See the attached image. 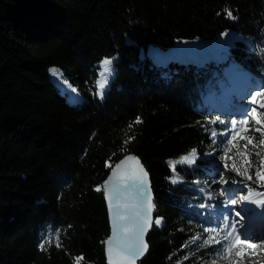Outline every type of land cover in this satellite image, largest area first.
I'll use <instances>...</instances> for the list:
<instances>
[{
    "label": "trees",
    "instance_id": "1",
    "mask_svg": "<svg viewBox=\"0 0 264 264\" xmlns=\"http://www.w3.org/2000/svg\"><path fill=\"white\" fill-rule=\"evenodd\" d=\"M223 38L220 56L207 54L201 64L158 68L146 53ZM105 58L114 60L101 99ZM232 66L238 78L228 82L223 72ZM53 68L78 101L51 78ZM221 84L234 96L231 104L248 85L264 89V0H0V264H106L103 185L128 153L150 176L161 220L139 264L254 255L247 246L226 257L222 251L229 204L220 190L238 189L234 198L242 191L221 186L220 172L253 190L261 134L250 124L241 136L252 145L232 140L240 113L210 109L204 100ZM193 149L205 165L180 166ZM218 161L222 168L210 166ZM249 161L252 180L224 169L227 163L244 171ZM200 180L217 189L212 202L194 186ZM250 238L264 244V234Z\"/></svg>",
    "mask_w": 264,
    "mask_h": 264
},
{
    "label": "snow or ice",
    "instance_id": "2",
    "mask_svg": "<svg viewBox=\"0 0 264 264\" xmlns=\"http://www.w3.org/2000/svg\"><path fill=\"white\" fill-rule=\"evenodd\" d=\"M228 17L231 19H235V17L232 16V13L229 11L227 13ZM114 58H105L101 61V64L103 66V73L105 74V80L104 82L99 84V89L101 92H98L97 95L102 99L103 98V89L105 88V84L108 82L110 78V74L112 72L111 65L113 64ZM55 75V73H53ZM77 90L75 88L72 89V92H76ZM256 96H262L264 97V91H259L255 95L251 97V102L253 104H256ZM74 102L78 101L79 97L74 96L70 97ZM260 108H264V103H261L259 105ZM137 123H140L139 119L136 121ZM217 121H213V123H216ZM222 122V121H220ZM250 122H254L255 125H261L264 126V113H260L257 111L256 107H252L250 111H246L244 118H242V121L239 122V130L235 131V134L232 135V140H236L237 137L240 139H247V145H245V148H247L248 145L253 144V139L241 136V132H248L252 130ZM232 130H235L237 128V121L233 120L231 125ZM255 132H259L261 134V138L259 139V145H264V127H256L254 128ZM213 136L216 134L213 133ZM230 143V142H229ZM211 155V153H209ZM134 158L132 156L127 157V161H132ZM196 159V150L193 149L191 154L186 155L183 157V159L180 161V163H187L192 164L194 160ZM222 159H229L227 156V153L222 157ZM127 161H122L120 164L116 165V169H120L124 163ZM135 164L137 165L136 168L130 169L128 171V174L120 177L121 180L124 181V183H116L113 184L110 191L118 195L121 193V190L123 188H127L130 192L134 193L135 195V201L133 204V211L127 212V211H117L116 213V220L119 223L120 228V234H116V224L113 225V238H111L107 243L109 245L107 249V255L109 258V264H135V260L143 256L145 251L147 250V244L145 243L143 237L144 234L148 231L150 227V220H151V212L153 211V203H152V197L151 193L147 190L145 179L147 177V172L144 171L143 167H140L139 160H135ZM251 166V162L249 161L246 165L244 171H240L235 166L229 167L227 163L224 165V169L228 172L235 171L238 176L244 177L246 180H252V177L248 175V167ZM170 167H175L174 165H170ZM261 168L264 169V160L261 161ZM116 176L115 170L113 171V177ZM257 180L261 183H264V171H257L256 172ZM112 178L110 177L109 180ZM130 182V183H129ZM219 183L223 184H229L234 183L237 184L239 182L232 180L231 177L225 178V171L220 172V180ZM172 183H176V180H173ZM109 182H105V189H108ZM244 187H247V185H244ZM238 189H229L224 188L220 190V195L225 198V207L230 205H238L242 204L243 202H248L250 204L256 205L258 208H264V192H253L252 189H249L247 195H241L239 198V201L235 199L233 196L230 195V193H233L237 191ZM96 191H100L99 188L96 189ZM200 192H204L203 188L199 189ZM209 199H212L211 192L208 193ZM111 207V204L109 205ZM202 207L204 205H201ZM123 207H127L126 205ZM233 211H235L233 209ZM235 216L240 217L239 220H235L232 218L230 213H226L222 220H223V227L220 229L228 230L227 234L224 236V241L226 243L223 245L222 251L225 254V257L227 254H231L233 249L239 246L240 248H244L247 246L249 249H255L258 247L257 244L250 242V237L245 236L242 232L239 231V228L244 227V220L245 217L241 216V213L239 211L235 212ZM161 223L160 219L155 220V224L159 226ZM230 229V230H229ZM213 231H217L216 229H213ZM219 234V232H217ZM211 242V239L205 240V244H209ZM41 248L44 247V244L42 243ZM213 264H215V260L213 261Z\"/></svg>",
    "mask_w": 264,
    "mask_h": 264
},
{
    "label": "rangeland",
    "instance_id": "3",
    "mask_svg": "<svg viewBox=\"0 0 264 264\" xmlns=\"http://www.w3.org/2000/svg\"><path fill=\"white\" fill-rule=\"evenodd\" d=\"M229 37V35L227 36ZM225 38L220 40H207V41H188V40H182L177 43V49L174 51L168 50V51H160L157 49H154L152 47H149L146 51L147 55H149L153 61V63L158 68H165L167 67L171 61H178V62H184L187 63V61H190L194 64H201L204 62V58H207V54L213 55L215 58L220 56L219 53H217L219 50H223L224 47V41ZM111 67V66H110ZM55 73V75L53 74ZM224 76H226L228 82H232L238 78V72L235 70V68L232 66L228 70H224L223 72ZM51 78L57 82V84L65 88L69 91V97L72 96V90L68 88L67 85H61L58 81V72L53 68L50 70ZM101 82H104L105 80V74L103 73V69L101 71ZM112 72L110 74V78L108 80V83L111 79ZM59 82V83H58ZM228 86L220 85L218 91L211 92L207 94L204 97V100L209 104L210 109H218V110H229V111H236L237 113H240L241 118H244L245 112L250 111V109L255 105L251 102V97L255 95L259 91H264L263 88H258L255 85H248L246 89L239 90L237 92V97L235 98V102L231 104V102L234 100V96L231 94L230 90L228 89ZM104 90V89H103ZM102 90V91H103ZM71 99V98H70ZM79 100V99H78ZM71 101H73L71 99ZM246 102H249L246 103ZM246 103V104H245ZM261 103H264V97L262 96H256V104L257 107ZM248 104V105H247ZM261 109V108H260ZM250 124L253 125V130L256 128L254 126V122H250ZM232 125V124H231ZM239 127L234 131H238ZM259 135V134H258ZM256 157L254 160L253 168L255 170V180L256 183L254 184L253 192L259 191L264 192V183H261L257 180L256 172L259 170L261 171V161L264 160V145H257L256 148ZM183 159V158H182ZM181 159V160H182ZM207 159L205 157L197 158L194 160L192 164L187 163H180V166L187 167V168H198L199 166H204ZM220 163H214L211 162V165H214L216 167H220ZM245 184V183H244ZM243 185H240L236 187L234 184H223L221 183V186H230V188H239L240 191H242L241 195H247V187H244ZM195 187L200 189L201 187H204V192H199V194L207 201L212 202V199L216 196H218L217 189L213 187L212 185H208L205 181H198L194 184ZM211 192L212 199H209L208 193ZM240 196L238 194L236 195V198L239 201ZM233 209L235 211H233ZM251 212L249 213V211ZM239 211L241 213V216L245 217L244 220V227L238 229L240 232H242L245 236H259L260 234H264V208H258L254 204H250L248 202H243L242 204L238 205H228L226 209V213H230L232 218L235 220H239L240 217L235 216V212ZM224 213L223 215H225ZM259 213V214H258ZM256 217L258 218L257 221ZM230 230V229H229ZM254 230L256 233L254 234ZM198 241V239L196 240ZM260 246V247H259ZM257 248L260 251V254L256 253ZM256 249H253L252 252H254V255H246V251L238 250L234 253V255H229L228 259L225 262H221L219 260H215V264H264V244L258 245ZM235 249V248H234ZM213 264V263H212Z\"/></svg>",
    "mask_w": 264,
    "mask_h": 264
},
{
    "label": "water",
    "instance_id": "4",
    "mask_svg": "<svg viewBox=\"0 0 264 264\" xmlns=\"http://www.w3.org/2000/svg\"><path fill=\"white\" fill-rule=\"evenodd\" d=\"M105 93V90L103 91V95ZM128 156H132L134 159L132 161H127V157ZM139 160L140 162V167H143L144 171H146L145 167L143 166L141 160L134 154L132 153H128L125 154L117 163L120 164L122 161H127L126 163H124L122 165V167L120 169H116V165L110 170L108 176L105 179V182L108 181L109 182V187L108 189H105V182L103 185V196H104V200H105V204H106V210H107V217H108V223H109V235L105 241L104 244V252H105V260H106V264H109V258L107 255V249L109 247L108 245V241L113 238V225L116 224V234L119 235L120 234V228H119V223L116 220V213L117 211H127V212H131L133 211V204L135 201V195L134 193L130 192L127 188H123L121 190V193L118 195L113 194L110 189L112 187L113 184L116 183H124L123 180L120 179V177H123L125 175L128 174V171L130 169L136 168L137 165L135 164V160ZM115 170L116 172V176L113 177V171ZM112 178L111 180H109V178ZM130 183V182H129ZM145 184L147 187V190L151 193V197H152V203L154 206V195L152 192V188H151V181H150V176L147 172V177L145 179ZM111 204V207L109 206ZM127 206L126 208L123 206ZM151 220H150V227L148 229V231L144 234V241L148 246L147 240L149 238L150 233L153 230V227L155 226V207H153V211L151 212ZM148 251H149V246L147 247V250L145 251L143 256L138 257L135 260V264H139L140 262H142L143 260L146 259L147 255H148Z\"/></svg>",
    "mask_w": 264,
    "mask_h": 264
},
{
    "label": "bare ground",
    "instance_id": "5",
    "mask_svg": "<svg viewBox=\"0 0 264 264\" xmlns=\"http://www.w3.org/2000/svg\"><path fill=\"white\" fill-rule=\"evenodd\" d=\"M108 82L105 84V87L107 86ZM105 89V88H104ZM197 239V238H196Z\"/></svg>",
    "mask_w": 264,
    "mask_h": 264
}]
</instances>
